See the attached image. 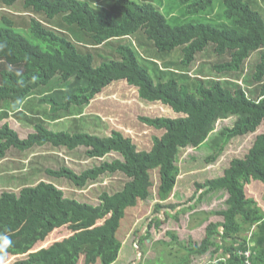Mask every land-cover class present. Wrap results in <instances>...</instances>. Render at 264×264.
<instances>
[{"label":"trees","instance_id":"1","mask_svg":"<svg viewBox=\"0 0 264 264\" xmlns=\"http://www.w3.org/2000/svg\"><path fill=\"white\" fill-rule=\"evenodd\" d=\"M168 1L0 0V160L11 149L29 154L37 147L84 148L87 157L100 159V163L80 173L68 166L44 170L78 188L106 173L122 172L128 177L120 190L103 191L99 203L68 197L57 184L46 181L26 185L18 193L0 192V233L11 240L0 261L9 255H25L12 264H80L85 254L83 264H115L122 247L118 231L127 209L150 197L152 170L158 169L160 176L157 213L167 206L164 201L178 185L182 151L208 143L212 152L206 160L214 162L234 138L255 133L264 124L262 1L172 0L178 17L184 20L176 25L161 11ZM18 2L33 12L26 22V18L6 11ZM188 15L217 18H212L214 22H193L186 21ZM136 39L156 50L146 63L141 62ZM99 46L108 50L101 58L97 55ZM209 47L219 59L212 65L219 74L243 73L252 54L260 52L244 77L245 82L255 83L254 93L236 80L205 81L198 75L189 76L197 55ZM177 48L180 60L166 61L163 67L157 56L165 57ZM122 80L136 87L141 99L159 101L181 114L140 117L145 124L165 130L161 137L153 138L149 151L138 150L120 131L102 136L84 128L91 121L84 114L91 100L111 83ZM12 112L20 119L25 116L34 131L22 138L6 121ZM62 118L68 126L54 122ZM230 118H234L232 125L222 127L212 137L216 124ZM51 125L62 128L56 130ZM113 152L119 156L107 159ZM253 180L264 185V131L257 134L244 156L231 159L222 175L196 184L197 191L204 189L202 193L225 191L227 207L215 213L224 221L208 224L201 242L183 244L191 252L180 264H192L191 256L209 254L213 246L218 253L222 243L225 256L231 254L212 264H242L244 257H238L234 244L239 242L245 248V233L256 222L253 261L264 264V210L247 197L245 189ZM100 220L104 222L99 225ZM161 223L153 220L150 227ZM63 227L73 234L35 248ZM168 234L173 242L178 241L174 232Z\"/></svg>","mask_w":264,"mask_h":264},{"label":"rangeland","instance_id":"2","mask_svg":"<svg viewBox=\"0 0 264 264\" xmlns=\"http://www.w3.org/2000/svg\"><path fill=\"white\" fill-rule=\"evenodd\" d=\"M261 1L264 4V0ZM156 4L158 5V2ZM172 7H174L173 2L169 0L161 8L169 23L176 25L183 22V18L178 17V10L175 7L172 10ZM6 11L26 18L24 22L28 21L27 19L33 15V12L24 9L21 2L7 8ZM217 11L218 9L214 11L216 15ZM35 17H39V15H35ZM212 18H217V16H212ZM212 18H208L206 15H188L186 21L214 22ZM135 44L142 63L148 62L149 59L155 56V49L146 44H140L137 39L135 40ZM96 49H98L97 55L99 58L102 57L103 53L108 52V50L103 49L101 46ZM259 55L260 52L252 54V57L246 62V68L243 73L219 74L212 69L213 63H216L219 59L213 52L212 47H209L197 55L196 62L190 67L188 74L192 78L195 75L201 76V79L205 81L221 80L226 82L236 80L249 93H254L256 90L255 83L253 81L245 82L244 77L250 73L249 70L252 69L251 63L255 62ZM157 57V60L164 67V62H177L182 55L181 50L177 48L165 57ZM172 67L174 66L172 65ZM175 68L180 69L181 67ZM36 95L39 97L40 93H36ZM33 97L35 98L34 102H36V96L34 95ZM14 112H12L10 118L6 121L11 123L12 128L22 138L26 137L34 130L31 126L27 125L25 116H22V119H20ZM84 114H88L89 120H91L84 127L89 132L105 136L110 135L113 131H120L125 137L132 139L133 143L137 145L138 150L146 151L151 150L153 138L155 136L161 137L165 130L145 124L141 121L140 117H179L181 115L175 113L171 107L161 104L159 101L150 102L141 99L137 88L128 85L125 80L113 82L105 87L101 93L91 100L89 106L85 108ZM57 121H60L59 123L64 122V125L68 126L65 123L67 121L66 118L54 122ZM233 121L234 118L219 121L215 126L212 137L222 127L232 125ZM50 128L55 127L51 125ZM61 128L55 129L59 130ZM262 131H264V124L255 133L234 138L224 153L214 162L206 160V157L212 152V148L208 143L195 149L187 148L185 152L182 151L178 160L181 173L178 179L177 190L171 198L164 201V205L167 206H164L157 213L154 212L153 208L157 201L159 170H152L154 185L151 187L150 197L140 202L136 207L127 209L126 218L123 221L124 224L118 232V237L122 241L123 246L117 263L120 264L119 260L121 258V263L123 264H156L160 259L164 262L161 264H175V262H182L181 256H185L187 260L191 251L186 250L184 252L181 247H184L183 244L187 243L188 240L201 241L206 235L207 225L222 220L221 216L215 213L226 207V199L228 197L225 191H209L205 193H202L204 189L197 191L198 187L196 184L204 183L208 179L222 175L231 159L236 156H244L251 148L257 134ZM118 156V153L113 152L106 157L107 159H112ZM100 161V159L95 160L87 157L84 148L69 151L65 148L37 147L29 152V154L11 149L8 151L7 156L0 160V192L14 191L18 193L26 185H35L40 181H46L57 184V186L65 191L68 197L77 198L79 201L99 203V195L103 191L107 190L113 193L120 190L128 180V177L122 172L106 173L98 180L90 181L85 187L78 188L66 179L49 176L44 169L46 167L59 169L62 166H68L80 173L94 164H99ZM245 189L247 197L255 199L258 205L264 209V185L253 180L250 184L246 185ZM196 194L197 198L192 199ZM197 201L199 202L196 206L189 207L195 205ZM172 204L177 205V207L174 209L169 208L168 205ZM185 208H188V210L183 211ZM175 214L178 216V219L175 218ZM156 219H160V222H162L160 226L153 225L150 227L152 221ZM199 219L203 221L197 225L196 222ZM169 232H174L177 235V242H173L174 240L168 234ZM52 234V239H46L44 243H38L35 248L45 245L48 240H50L49 245L55 240L67 237L72 234V231L68 227H63L55 230ZM162 241L165 243L171 242V244L166 246ZM131 243L135 245V248L128 256V251L126 250L125 254L124 251ZM135 249L137 252H135ZM171 254L172 256L177 255V257H170ZM24 257L25 255H9L5 260L0 261V264H12ZM208 259L207 256L196 257L194 263L207 264ZM84 260L85 254H82L80 264H83Z\"/></svg>","mask_w":264,"mask_h":264},{"label":"crops","instance_id":"3","mask_svg":"<svg viewBox=\"0 0 264 264\" xmlns=\"http://www.w3.org/2000/svg\"><path fill=\"white\" fill-rule=\"evenodd\" d=\"M11 124V123H10ZM159 184H160V176H159ZM158 184V185H159ZM176 190H177V186L175 187V189L173 190V192H172V194H171V196H169V198H171L173 195H174V193L176 192ZM198 194V193H197ZM197 196V195H196ZM157 201H156V203L159 201V196H158V192H157ZM168 198V199H169ZM167 199V200H168ZM147 200V199H146ZM142 201H145V200H141L140 202H142ZM139 202V203H140ZM199 201H197L196 203H195V205H191V206H196L197 205V203H198ZM190 207V206H189ZM226 207H227V205H226ZM225 207V208H226ZM154 208H155V205H154ZM154 208H153V210H154ZM224 208V209H225ZM223 209V210H224ZM188 210V208L185 210V211H187ZM264 210V209H263ZM125 218H126V216L124 217V221H125ZM221 218H222V220L221 221H224V218H223V216H221ZM100 221H102V222H98V224L100 225V224H102L103 222H104V220H100ZM124 223H123V221H122V225H123ZM210 224V223H209ZM257 224H258V222H256L254 225H252V228H251V230L250 231H248L247 233H245V237H246V239H247V245H246V247L244 248V247H241V245H240V243L239 242H237V243H235L234 244V250H235V253L238 255V257L239 258H242L243 259V257H244V259H243V263L242 264H255L254 262H253V256H252V254L255 252L254 251V247L256 246V241L253 239V233H254V231H255V228L257 227ZM121 225V226H122ZM222 228V227H221ZM120 229H121V227H120ZM119 229V230H120ZM72 231V230H71ZM119 232V231H118ZM221 232H222V230H221ZM72 234H73V231H72ZM71 235V234H70ZM244 235V234H243ZM242 235V236H243ZM218 238L219 237H221V234H219L218 233ZM218 238H216V240L218 241L219 239ZM203 240V239H202ZM201 240V241H202ZM121 241V240H120ZM188 241H190V240H188ZM201 241H199V242H201ZM220 242H222V240H219ZM122 242V241H121ZM193 242H196V241H193ZM164 243V242H163ZM175 243V242H174ZM166 246H168V245H170L171 244V242H166V243H164ZM125 245H127L126 243H125ZM222 245H223V243L220 245V248H219V252L217 253V252H214V250L216 249L214 246L213 247H211L212 249V251L213 252H209V254H206V255H195V256H191V260H192V264H196V263H194V259H196V257L197 258H200V257H204V256H207L209 259H208V263L207 264H212V263H215V262H217V261H221V260H226L227 258H229V256H230V254L231 253H227L226 254V256H225V253H224V250H223V247H222ZM122 246H123V243H122ZM181 247V246H180ZM134 248H135V245L134 244H130L129 246H128V248L127 249H125V251H124V254H125V252H126V250L128 251V256L133 252V250H134ZM181 248H183V250L182 251H186L187 249H185L184 247H181ZM180 248V249H181ZM121 249H122V247H121ZM121 249H120V251H121ZM135 252H137V250L135 249ZM246 252H250L249 254V256L246 254ZM236 254H234L235 256H237ZM119 256H120V252H119V255H118V257H117V259H116V261H115V264H118L117 262H118V259H119ZM127 256V257H128ZM177 257V255H173L172 256V254L170 255V257ZM185 256H181L180 257V259H182L183 260V258H184ZM121 260H122V258L119 260V262H120V264H123V263H121ZM161 263H164L163 261H162V259H160V261H158L156 264H161ZM178 262H175V264H177ZM128 264H132V263H128ZM169 264H171V263H169ZM179 264H180V262H179Z\"/></svg>","mask_w":264,"mask_h":264},{"label":"clouds","instance_id":"4","mask_svg":"<svg viewBox=\"0 0 264 264\" xmlns=\"http://www.w3.org/2000/svg\"><path fill=\"white\" fill-rule=\"evenodd\" d=\"M10 244H11V240L9 239V237L3 233H0V255H6V248ZM254 255L255 252L252 254V256L254 257Z\"/></svg>","mask_w":264,"mask_h":264},{"label":"built area","instance_id":"5","mask_svg":"<svg viewBox=\"0 0 264 264\" xmlns=\"http://www.w3.org/2000/svg\"><path fill=\"white\" fill-rule=\"evenodd\" d=\"M249 253H250V252H246V254H247L248 256L251 254V253H250V254H249Z\"/></svg>","mask_w":264,"mask_h":264}]
</instances>
